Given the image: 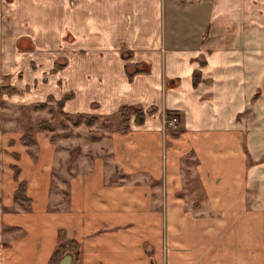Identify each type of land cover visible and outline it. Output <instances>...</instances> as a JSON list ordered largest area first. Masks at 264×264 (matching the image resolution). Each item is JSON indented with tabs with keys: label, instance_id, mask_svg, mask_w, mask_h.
<instances>
[{
	"label": "crops",
	"instance_id": "crops-1",
	"mask_svg": "<svg viewBox=\"0 0 264 264\" xmlns=\"http://www.w3.org/2000/svg\"><path fill=\"white\" fill-rule=\"evenodd\" d=\"M46 43L67 59L63 78ZM22 59L0 70L1 89L73 94L64 111L101 121L123 106L146 118L120 119L110 166H67L64 194L52 193L50 142L26 173L25 150L7 153L32 202L14 201L15 218L2 206L0 247L7 232L22 237L0 264H49L70 240L76 264H264V0H0V60ZM166 112L178 117L169 134Z\"/></svg>",
	"mask_w": 264,
	"mask_h": 264
},
{
	"label": "rangeland",
	"instance_id": "rangeland-1",
	"mask_svg": "<svg viewBox=\"0 0 264 264\" xmlns=\"http://www.w3.org/2000/svg\"><path fill=\"white\" fill-rule=\"evenodd\" d=\"M49 46L54 53V58L50 59L53 61L52 66L56 68L55 73L53 74V78H63L64 74L62 72V65L66 63V58L59 53L58 50H55L54 43H46L44 44ZM48 60V59H47ZM46 60V61H47ZM124 62H130L129 60H124ZM58 65V66H57ZM25 66L24 60L21 62L17 60V63L12 62V60H0V70L4 69L9 71V69H24ZM49 67L48 63L45 62L42 66V69H47ZM133 66L131 65L129 71H132ZM3 75V74H2ZM5 79H10V72H6ZM27 75V74H25ZM26 77V76H25ZM28 77V76H27ZM41 88V85H39ZM5 88V87H4ZM7 88V87H6ZM9 88V87H8ZM39 88V89H40ZM54 88V89H53ZM51 93H55V95L60 93V90L66 89V87H51ZM14 90V89H13ZM17 91L14 90L13 93L2 91L0 88V210L2 206L8 205L6 207L8 212L5 211L4 214L12 215V218H15L17 214V209H14L16 205L15 202H19L14 198V193L18 188V185L21 182L27 183V197L29 198V202L20 204L24 208H28L31 204L32 200L28 195V182L26 180H21L22 169L17 166L16 160L7 153H11L10 151H19L23 154L24 150L26 154H24L23 158L18 161V165H22L24 172L26 173L30 167L29 162H36V158L39 157V150L42 142H50L49 144L54 148V154H48V157L52 156V163L54 164V169L50 173L51 182L53 183L52 193H62L59 191V184L63 183V174L66 173V167L70 168L68 172L69 175H81L87 174L88 167L95 163L96 161H101L107 166L111 165V145H110V135L114 133H119L125 127L120 124V116L119 113H113L108 116L107 119L100 120V117H97V114L94 112L85 113L87 116H95L97 118L96 124L89 127L87 125L82 126H74L72 121L68 119L67 115L62 111L61 107L58 105V101L56 97L49 96L53 100L49 98H45L44 100H39L30 96V94H26L23 90ZM50 93V94H51ZM71 93V92H66ZM78 95L83 98L82 101H87V93L85 92H77ZM32 95V92H31ZM81 98L79 100L81 101ZM22 99H26L25 101ZM72 101V107L79 109L78 104L80 101ZM81 101V102H82ZM46 103L47 108L40 110L39 107L41 104ZM156 107V106H154ZM69 108V107H68ZM66 107V113L70 116H76V114H70ZM82 106L80 107V109ZM155 110L154 113L157 112V108H153ZM153 113V114H154ZM74 118V117H72ZM174 121V125L171 126L170 122ZM43 123H46L51 126L50 129H39V126ZM178 117L174 116L172 119L167 120L166 114L163 119V127L166 134H169L171 131H177L178 129ZM30 130L33 131V138L35 140V144L33 146H26L20 138L28 133ZM12 142V143H9ZM19 146V147H16ZM39 152V153H38ZM21 155V154H20ZM18 154V156H20ZM10 159V161L8 160ZM10 162V163H9ZM39 162V161H38ZM13 163V164H11ZM12 165V167L10 166ZM52 166V164H51ZM53 168V166H52ZM108 175V171L104 172ZM115 175V173H112ZM121 172L118 173L120 177ZM14 178V179H13ZM119 179V178H118ZM14 180L17 183L15 190ZM14 190V192H13ZM59 191V192H58ZM13 192V198H12ZM14 199V200H13ZM15 201V202H14ZM61 203V211L65 212L66 208L64 202ZM19 207V205H16ZM2 211V210H1ZM16 213V214H15ZM15 214V215H14ZM2 221H0L1 223ZM119 230V229H116ZM124 231V230H123ZM22 237L21 234L16 233L15 230L12 232H7L5 235V245L7 244V248L5 246H1L0 249L7 250L8 253L12 252V255H18L19 249L18 245H14V241H18ZM66 242H76L73 240ZM4 243V242H3ZM64 243V242H61ZM78 243V242H77ZM60 244V243H59ZM81 245V244H80ZM69 253V252H68ZM67 253V254H68ZM72 254V253H71ZM66 255V254H65ZM64 255V256H65ZM74 256V254H73ZM83 256V253H82ZM63 257V256H62ZM60 257V258H62ZM59 258V259H60ZM58 259V260H59ZM74 263L76 264V258L74 256ZM55 262V264L58 262Z\"/></svg>",
	"mask_w": 264,
	"mask_h": 264
},
{
	"label": "trees",
	"instance_id": "trees-1",
	"mask_svg": "<svg viewBox=\"0 0 264 264\" xmlns=\"http://www.w3.org/2000/svg\"><path fill=\"white\" fill-rule=\"evenodd\" d=\"M143 71H135L133 74H130V78H133L134 75H136L137 73H140ZM2 91L5 92H11L13 93L14 90H12L11 88H6V89H1ZM74 97L73 94H69L66 95L65 97H63L60 101H58V105L61 107L62 111L67 115L68 119L72 121L74 126H82V125H87L89 127L93 126L94 124H96L97 122V118L95 116H87L84 114H76V116H70L69 114H67L64 109L65 106L67 104V102L69 100H71ZM51 100H53L52 98H49ZM48 106H46V103H43L40 105L39 109L43 110L45 108H47ZM155 112V110H152L151 112H149L148 114H153ZM119 116L120 119L123 123H130L131 120H134V122L138 125L142 124L146 118V113L141 110L138 109L136 107H129V106H123L120 108L119 110ZM174 116H176L175 114H172L170 112H166V118L167 120L172 119ZM74 117V118H72ZM50 129L51 126L43 123L39 126V129ZM34 134L33 131L30 130L28 133L24 134L20 140L22 141V143H24L26 146H33L36 142L33 138ZM27 183L26 182H21L18 185L17 190L14 193V198L17 201L23 202V203H27L29 202V198L27 197ZM72 253L74 254L75 258H76V262L80 261L81 259V253H82V246L77 243V242H64V243H60L51 259L49 264H55V262L62 256H64L67 253Z\"/></svg>",
	"mask_w": 264,
	"mask_h": 264
},
{
	"label": "water",
	"instance_id": "water-1",
	"mask_svg": "<svg viewBox=\"0 0 264 264\" xmlns=\"http://www.w3.org/2000/svg\"><path fill=\"white\" fill-rule=\"evenodd\" d=\"M74 256L71 253L66 254L58 260L56 264H74Z\"/></svg>",
	"mask_w": 264,
	"mask_h": 264
},
{
	"label": "built area",
	"instance_id": "built-area-1",
	"mask_svg": "<svg viewBox=\"0 0 264 264\" xmlns=\"http://www.w3.org/2000/svg\"><path fill=\"white\" fill-rule=\"evenodd\" d=\"M170 125L173 126L174 125V121L173 122H170Z\"/></svg>",
	"mask_w": 264,
	"mask_h": 264
}]
</instances>
